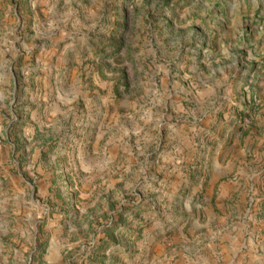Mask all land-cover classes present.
Here are the masks:
<instances>
[{"label": "rangeland", "instance_id": "374dc122", "mask_svg": "<svg viewBox=\"0 0 264 264\" xmlns=\"http://www.w3.org/2000/svg\"><path fill=\"white\" fill-rule=\"evenodd\" d=\"M0 264H264V0H0Z\"/></svg>", "mask_w": 264, "mask_h": 264}]
</instances>
